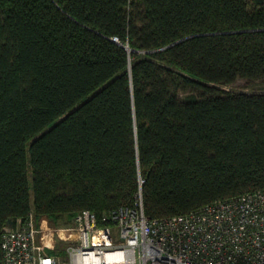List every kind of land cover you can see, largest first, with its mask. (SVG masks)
Here are the masks:
<instances>
[{"label":"trees","instance_id":"16d2710c","mask_svg":"<svg viewBox=\"0 0 264 264\" xmlns=\"http://www.w3.org/2000/svg\"><path fill=\"white\" fill-rule=\"evenodd\" d=\"M238 79L264 80V0H0V229L264 190Z\"/></svg>","mask_w":264,"mask_h":264},{"label":"built area","instance_id":"2783aa9c","mask_svg":"<svg viewBox=\"0 0 264 264\" xmlns=\"http://www.w3.org/2000/svg\"><path fill=\"white\" fill-rule=\"evenodd\" d=\"M28 218L0 229V264H264V190L163 218L145 215L141 195L65 229ZM56 243L63 256L47 252Z\"/></svg>","mask_w":264,"mask_h":264},{"label":"rangeland","instance_id":"374dc122","mask_svg":"<svg viewBox=\"0 0 264 264\" xmlns=\"http://www.w3.org/2000/svg\"><path fill=\"white\" fill-rule=\"evenodd\" d=\"M138 54H141V52H138ZM218 88L223 91L234 93H264V80L249 81L245 79H238L230 86H218ZM29 218L34 220L35 225L39 223V219L36 217L34 212H31ZM50 223L52 224V227H57L60 229H65L72 226V220L68 222L66 218H61L60 220H57L55 222L50 221ZM66 247V244L56 243L52 247H47V251L54 250L56 251L57 255L63 256L65 254Z\"/></svg>","mask_w":264,"mask_h":264},{"label":"water","instance_id":"95a60500","mask_svg":"<svg viewBox=\"0 0 264 264\" xmlns=\"http://www.w3.org/2000/svg\"><path fill=\"white\" fill-rule=\"evenodd\" d=\"M191 37H194V36H191ZM191 37L184 38V39H182V40L176 42L175 44H177V43H179V42H182V41H184V40H187V39H189V38H191ZM173 45H174V44H173ZM125 48H126L129 52L138 53L137 51H135V50H133V49H129L127 46H125Z\"/></svg>","mask_w":264,"mask_h":264},{"label":"crops","instance_id":"0c3cea01","mask_svg":"<svg viewBox=\"0 0 264 264\" xmlns=\"http://www.w3.org/2000/svg\"><path fill=\"white\" fill-rule=\"evenodd\" d=\"M51 224V223H50ZM52 225V224H51Z\"/></svg>","mask_w":264,"mask_h":264}]
</instances>
